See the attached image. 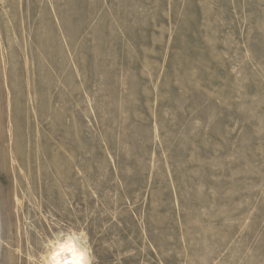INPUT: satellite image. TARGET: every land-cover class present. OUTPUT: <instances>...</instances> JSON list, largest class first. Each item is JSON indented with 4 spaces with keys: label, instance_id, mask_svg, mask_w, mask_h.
<instances>
[{
    "label": "rangeland",
    "instance_id": "374dc122",
    "mask_svg": "<svg viewBox=\"0 0 264 264\" xmlns=\"http://www.w3.org/2000/svg\"><path fill=\"white\" fill-rule=\"evenodd\" d=\"M66 234L264 264V0H0V264Z\"/></svg>",
    "mask_w": 264,
    "mask_h": 264
},
{
    "label": "bare ground",
    "instance_id": "6f19581e",
    "mask_svg": "<svg viewBox=\"0 0 264 264\" xmlns=\"http://www.w3.org/2000/svg\"><path fill=\"white\" fill-rule=\"evenodd\" d=\"M83 244V243H82ZM65 248H73L78 253L85 256L86 259L89 258V254L86 248L79 244L78 239L73 235L66 234L62 238L55 239V242H50L46 247L45 261L50 260L51 256L57 251L63 250ZM90 252V251H89ZM70 256H61V259H70Z\"/></svg>",
    "mask_w": 264,
    "mask_h": 264
},
{
    "label": "clouds",
    "instance_id": "9594fccd",
    "mask_svg": "<svg viewBox=\"0 0 264 264\" xmlns=\"http://www.w3.org/2000/svg\"><path fill=\"white\" fill-rule=\"evenodd\" d=\"M61 256H70L71 258L61 259ZM94 259L95 257L93 256L86 259L84 255L78 253L75 249L65 248L54 253L45 264H91V261Z\"/></svg>",
    "mask_w": 264,
    "mask_h": 264
}]
</instances>
